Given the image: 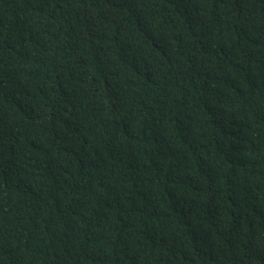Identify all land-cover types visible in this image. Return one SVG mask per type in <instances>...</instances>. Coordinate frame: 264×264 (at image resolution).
Segmentation results:
<instances>
[{
  "label": "trees",
  "instance_id": "1",
  "mask_svg": "<svg viewBox=\"0 0 264 264\" xmlns=\"http://www.w3.org/2000/svg\"><path fill=\"white\" fill-rule=\"evenodd\" d=\"M0 264H264V0H0Z\"/></svg>",
  "mask_w": 264,
  "mask_h": 264
}]
</instances>
